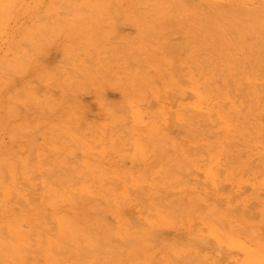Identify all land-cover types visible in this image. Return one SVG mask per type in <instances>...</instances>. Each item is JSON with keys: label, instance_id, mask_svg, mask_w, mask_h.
<instances>
[{"label": "rangeland", "instance_id": "374dc122", "mask_svg": "<svg viewBox=\"0 0 264 264\" xmlns=\"http://www.w3.org/2000/svg\"><path fill=\"white\" fill-rule=\"evenodd\" d=\"M261 2L0 0V264H264Z\"/></svg>", "mask_w": 264, "mask_h": 264}, {"label": "bare ground", "instance_id": "6f19581e", "mask_svg": "<svg viewBox=\"0 0 264 264\" xmlns=\"http://www.w3.org/2000/svg\"><path fill=\"white\" fill-rule=\"evenodd\" d=\"M46 1H47V0H46ZM60 1H61V0H60ZM73 1H74V0H73ZM179 1H180V0H179ZM55 2H57V1H55ZM157 3H158V2H157ZM162 3H163V1H162ZM165 3H166V1H165ZM171 3H172V2H171ZM174 3H175V2H174ZM176 3H177V2H176ZM224 3H225V2H224ZM232 3H233V2H232ZM261 3H264V2H261ZM56 4H57V3H56ZM64 4H65V2H64ZM64 4H63V5H64ZM60 5H61V3L59 4V6H60ZM231 5H232V4H231ZM66 6H67V5H66ZM75 6H76V5H75ZM198 6H199V5H198ZM208 6H209V5H208ZM68 7L71 8L72 6H68ZM160 7H161V6H160ZM162 7H163V6H162ZM181 7H182V6H181ZM199 7H200V6H199ZM201 7H206V6H204V4H203V6H201ZM201 7H200V8H201ZM125 8H126V7H125ZM258 8H261V7H258ZM65 9H66V8H65ZM68 9H69V8H68ZM74 9H75V8H74ZM81 9H82V11H83L84 8H81ZM111 9H112V8H111ZM140 9H141V8H140ZM158 9H159V8H158ZM206 9H208V8L206 7ZM252 9L255 11L256 8H255V9L252 8ZM262 9H264V7H262ZM61 10H62V8H61ZM76 10H77V9H75V11H76ZM109 10H110V9H109ZM129 10H130V9H129ZM137 10H138V9H137ZM141 10H142V9H141ZM203 10H205V8H204ZM203 10H201V11H203ZM225 10H226V9H225ZM253 10H249V9H248V13H249V11H252V13L255 15V13L253 12ZM257 10L260 11V9H257ZM77 11L79 12V11H81V10L78 9ZM125 11H126V10H125ZM160 11H161V10H160ZM163 11H164V10H163ZM232 11H233V10H232ZM44 12H45V11H44ZM203 12H204V11H203ZM256 12H257V11H256ZM31 13H32V12H31ZM198 13H199V12H198ZM205 13H206V11H205ZM250 13H251V12H250ZM250 13H249V14H250ZM135 14H136V13H135ZM220 14H222V13H220ZM224 14L227 15V14H226V11H224ZM28 15H29V14H28ZM32 15H33V14H32ZM61 15H62V13H61ZM203 15H205V14H203ZM207 15H208V14H207ZM213 15H214V14H213ZM215 15H216V14H215ZM235 15H237V14H235ZM50 16H51V18H53V15H50ZM190 16H191V15H190ZM198 16H199V15H198ZM210 16H211V15H210ZM232 16H233V15H232ZM161 17H163V16H161ZM43 18H44V17H43ZM43 18H42V19H43ZM217 18H218V17H217ZM235 18H236V17H235ZM198 19H199V18H198ZM228 19H229V18H228ZM236 19H237V18H236ZM230 20H231V18H230ZM250 20H251V19H249V20H247V21L253 23V22L250 21ZM56 21H57V20H56ZM130 21H131V20H130ZM206 21H207V20H206ZM231 21H232V20H231ZM27 22H28V21H27ZM59 22H60V20H59ZM196 22H197V21H196ZM241 22H243V21H241ZM17 23H18V22H17ZM203 23H204V22H203ZM224 24H225V23H224ZM235 24H236V23H235ZM225 25H227V24H225ZM238 25L240 26L239 23H238ZM238 25H237L236 27H238ZM30 26H31V25H30ZM34 26H35V25H34ZM208 26H209V25H208ZM221 26H222V25H221ZM18 27H19V26H18ZM18 27H17V28H18ZM22 27H23V26H22ZM31 27H32V26H31ZM94 27H95V26H94ZM222 27H223V26H222ZM20 28H21V27H20ZM20 28H19V29H20ZM120 28H121V27H120ZM120 28H119V29H120ZM203 28H205V27H203ZM11 29H12V28H11ZM231 30H232V29H231ZM233 30H235V29L233 28ZM25 31H26V30H25ZM40 31H42V30H40ZM120 31H121V30H120ZM187 31H188V30H187ZM225 31H226V30H225ZM252 31H253V30H252ZM189 32H190V31H189ZM193 32H194V31H193ZM199 32H200V31H199ZM201 32H202V31H201ZM208 32H209V31H208ZM210 32H211V31H210ZM234 32H235V31H234ZM234 32H233V35L236 34V33H234ZM250 32H251V31H250ZM6 33H7V32H6ZM9 33H10V32H9ZM42 33L44 34L43 31H42ZM215 33H216V32H215ZM215 33H214V34H215ZM231 33H232V32H231ZM46 34H48V33H46ZM119 34H120V33H119ZM150 34H151V33H150ZM150 34H149V35H150ZM228 34H229V33H228ZM228 34H226V35H228ZM248 34H249V33H248ZM145 35H146V34H145ZM145 35H144V36H145ZM163 35H164V34H163ZM205 35H206V34H205ZM216 35H217V33H216ZM220 35H222V34H220ZM229 35H230V34H229ZM229 35H228V37H230ZM35 36L37 37L38 35H35ZM116 36H117V34H116ZM127 36H128V35H127ZM146 36H148V35H146ZM168 36H169V35H168ZM235 36H236V35H234L233 39L231 38L232 43H233V40H234V41L237 40ZM250 36H251V34H250ZM7 37H8V36H7ZM45 37H46V36H45ZM50 37H51V36H50ZM97 37H99V36H97ZM117 37H118V36H117ZM1 38L3 39V36H2ZM110 38L112 39L113 37H110ZM118 38H119V37H118ZM201 38H202V36H201ZM219 38H220V37H219ZM234 38H235V39H234ZM241 38H242V37H241ZM38 39H39V38H38ZM111 39H110V40H111ZM146 39H147V37H146ZM167 39H168V38H167ZM221 39H222V38H221ZM22 40H23V38H22ZM112 40H115V39H112ZM116 40H117V38H116ZM171 40H172V39H171ZM202 40H203V39H202ZM251 40H252V39H251ZM0 41H1V40H0ZM8 41H9V40H8ZM8 41H7V42H8ZM11 41H13V40H11ZM39 41L42 42L41 39H39ZM54 41H55V40H54ZM54 41H53V43H54ZM169 41H170V40H169ZM183 41H184V40H183ZM198 41H200V40H198ZM198 41H197V43H199ZM213 41H214V40H213ZM172 42H173V41H172ZM175 42H176V41H175ZM216 42H218V41H216ZM236 42L238 43V41H236ZM12 43H13V42H12ZM20 43H21V42H20ZM115 43H116L115 41H114V42H112V41L110 42V44H115ZM136 43H137V42H136ZM182 43H183V42H182ZM187 43H188V42H187ZM245 43H247V42H245ZM4 44H5V42H4ZM21 44H24V47H27V46H28V45L25 46V43H21ZM73 44H74V43H73ZM101 44H102V43H101ZM116 44H120V42H118V43H116ZM173 44H174V43H173ZM188 44H189V43H188ZM215 44H216V43H215ZM239 44H241V43L239 42ZM242 44H243V43H242ZM6 45H7V44H6ZM134 45H135V43H134ZM183 45H184V44H183ZM198 45H199V44H198ZM14 46H15V45H14ZM29 46H30V45H29ZM72 46H73V45H72ZM99 46H100V45H99ZM116 46H117V45H116ZM119 46H120V45H119ZM173 46H174V45H173ZM212 46H213V45H212ZM4 47H5V46H4ZM30 47H31V46H30ZM45 47H46V46H45ZM52 47H53V46H52ZM52 47H51V48H52ZM108 47H109V46H108ZM121 47H123V46H121ZM165 47H166V46H165ZM165 47H164V48H165ZM229 47H230V46H229ZM247 47H248V45H247ZM247 47H246V48H247ZM19 48H20V47H19ZM19 48H18V49H19ZM82 48H83V47H82ZM119 48H120V47H119ZM243 48H244L245 51L248 52V50H246L244 46H243ZM1 49H2V48H1ZM96 49H97V48H96ZM100 49H102V48H100ZM103 49H104V48H103ZM166 49H167V48H166ZM172 49H173V48H172ZM204 49H205V48H204ZM206 49H207V48H206ZM219 49H220V48H219ZM226 49H227V48H226ZM247 49H248V48H247ZM3 50H5V48H4ZM41 50H42V48H41ZM67 50H69V49H67ZM75 50H77V49H74L73 51L75 52ZM78 50H79V49H78ZM78 50H77V51H78ZM80 50H82V49H80ZM80 50H79V52H80ZM116 50L118 51L117 48H116ZM119 50H120V49H119ZM123 50H124V49H122V51H123ZM209 50H211V49L209 48ZM0 51H1V50H0ZM5 51H6V50H5ZM44 51H45V52H46V51L48 52L49 50H45V49H44ZM92 51H94V49H93ZM189 51H190V50H189ZM221 51L223 52V50H221ZM229 51H230V49L228 50V52H229ZM231 51H235V50L233 49V50H231ZM252 51H253V50H252ZM1 52H2V51H1ZM126 52H127V51H126ZM213 52H214V50H213ZM247 52H244V54L247 53ZM2 53H3V52H2ZM75 53H76V52H75ZM106 53H107V52H106ZM113 53H114V52H112L111 54H113ZM209 53H210V52H209ZM260 53H261V52H260ZM260 53H259V54H260ZM35 54H36V53H35ZM173 54H174V53H173ZM211 54H212V53H211ZM247 54L250 55L249 53H247ZM247 54H246V55H247ZM0 55H1V53H0ZM6 55H7V54H6ZM92 55H93V53H92ZM115 55H116V53H115ZM123 55H124V54H123ZM123 55H122L120 58H123ZM125 55H126V53H125ZM125 55H124V56H125ZM129 55H130V54H129ZM223 55H224V57H226V58H227V56H228V55L225 56V54H223ZM241 55H242V53H241ZM75 56H76V54H75ZM80 56H81V55H80ZM95 56H96V55H94V57H95ZM99 56H100V54H99ZM108 56H109V55H108ZM116 56H117V55H116ZM126 56H127V55H126ZM213 56H214V55H213ZM220 56H221V53H220ZM239 56H240V54H239ZM254 56H256V52H254L253 57H254ZM81 57H83V56H81ZM114 57H115V56H114ZM258 57H261V58H262V59L260 58L261 60H263V58H264V56H263L262 54H260ZM77 58H78V57H77ZM77 58H76V59H77ZM85 58H86V57H84V59H85ZM90 58H92V57H90ZM105 58H106V57H105ZM107 58H108V57H107ZM107 58H106V59H107ZM120 58H117V59H120ZM128 58H129V57H128ZM217 58H218V56H217ZM222 58H223V57H222ZM249 58H250V57H249ZM64 59H65V57H64ZM69 59H70V57H69ZM69 59H68V60H69ZM99 59H101V58H99ZM218 59H219V58H218ZM253 59H254V58H253ZM253 59H252V60H253ZM260 59H259V60H260ZM86 60H87V59H86ZM111 60H112V59H111ZM174 60H175V59H174ZM177 60H179V59L177 58ZM237 60H238V59H236V62H235V63H237ZM259 60H258V61H259ZM261 60H260V61H261ZM32 61H33V60H32ZM32 61L30 62V64L32 63ZM66 61H67V60H66ZM88 61H89V59H88ZM99 61L101 62V60H99ZM113 61L116 62V60H113ZM113 61H112V62H113ZM120 61H121V60H120ZM196 61H197V60H196ZM201 61H202V60H201ZM226 61H227V60H226ZM248 61H249V60H248ZM250 61H251V60H250ZM263 61H264V60H263ZM1 62H3V61H1ZM12 62H13V61H12ZM62 62H63V60H62ZM75 62H77V61L75 60ZM108 62H109V61H108ZM198 62H199V61H198ZM261 62H262V61H261ZM69 63H70V62H69ZM82 63H83V62H82ZM101 63H102V62H101ZM109 63H111V61H110ZM175 63H176V62H175ZM200 63H201V62H200ZM203 63H204V61H203ZM208 63H209V62L204 63V64H207V65L211 66V65L208 64ZM214 63H216V61H214ZM214 63H213V61H212L211 64L213 65ZM231 63H232V62H231ZM239 63H241L240 60H239ZM255 63H256V62H255ZM263 63H264V62H263ZM86 64H87V63H86ZM103 64H104V63H103ZM103 64H102V65H103ZM173 64H174V62H173ZM190 64H191V63H190ZM245 64H246V63H245ZM67 65H70L69 67L72 66L71 63H70V64H67ZM74 65H75V64H74ZM104 65H105V64H104ZM107 65H108V64H107ZM236 65H238V63H237ZM249 65H250V63H249ZM9 66H10V65H9ZM35 66H36V65H35ZM233 66H234V64H233ZM240 66H241V64H240ZM260 66H262V65H260ZM145 67H148V66H145ZM200 67H201V66H200ZM203 67H204V65H203ZM205 67H206V66H205ZM236 67H238V66H236ZM244 67H246V65H245ZM250 67H251V66H250ZM250 67H247V68H250ZM1 68H2L1 70L3 71V69H4L5 67H4V68L1 67ZM11 68H12V67H11ZM57 68H58V66H57ZM61 68H62V67H61ZM90 68H91V67H90ZM93 68H94V67H93ZM180 68H181V67H180ZM206 68H207V67H206ZM209 68H210V67H209ZM230 68H231V67H230ZM239 68H240V67H239ZM251 68H252V67H251ZM253 68H254V67H253ZM12 69H13V68H12ZM14 69H15V68H14ZM67 69H69V68H67ZM71 69H72V68H71ZM141 69H142V68H141ZM143 69H144V68H143ZM192 69H193V68H192ZM212 69H213V68H212ZM216 69H219V70H220L221 68L218 67V68H216ZM216 69H215V70H216ZM245 69H246V68H245ZM255 69H256V68H254V70H255ZM9 70H10V69H9ZM99 70H101V69H99ZM232 70H233V69H232ZM232 70H231V71H232ZM239 70H241V68H240ZM256 70H257V69H256ZM256 70H255V71H256ZM59 71H60V70H59ZM72 71H74V70H72ZM86 71H87V70H86ZM92 71H94V70L92 69ZM101 71H102V70H101ZM109 71H110V70H109ZM211 71H212V70H211ZM248 71H250V70H248ZM257 71H258V70H257ZM27 72H28V71H27ZM82 72H83V70H82ZM94 72H95V71H94ZM103 72H104V71H103ZM106 72H107V71H106ZM162 72H164V71H162ZM219 72H220V71H219ZM236 72H237V71H236ZM262 72H263V71H262ZM12 73H13V72H10L11 75H12ZM74 73H77V72H74ZM186 73H187V72H186ZM201 73H202V72H201ZM260 73H261V72H260ZM4 74H5V73H4ZM8 74H9V71H8ZM10 74H9V75H10ZM232 74H233V73H232ZM235 74H236V73H235ZM240 74H241V73H240ZM247 74L251 75L250 72L247 73ZM13 75H15V74L13 73ZM85 75L87 76V74H85ZM100 75H101V74H100ZM100 75H99V76H100ZM187 75H188V74H187ZM221 75H223V73L220 74V76H221ZM224 75H226V74H225V71H224ZM238 75H239V73H238ZM238 75H236V77H237ZM260 75H261V74H260ZM260 75H259V76H260ZM79 76H80V75H79ZM154 76H155V75H154ZM215 76H217V75L215 74ZM231 76H232V75H231ZM242 76H243V75H242ZM252 76H254L253 73H252ZM256 76H257V75H256ZM259 76H257V77H259ZM0 77H1V76H0ZM38 77H39V76H38ZM81 77H82V76H81ZM188 77H189V76H188ZM227 77H228V76H227ZM260 77H261V76H260ZM4 78H5V77H4ZM77 78H78V77H77ZM221 78H223V76H221ZM224 78H225V77H224ZM241 78H242V77H241ZM243 78H244V76H243ZM113 79H114V78H113ZM80 80H81V79H80ZM82 80H83V79H82ZM114 80H115V79H114ZM166 80H167V79H166ZM215 80H216V81H215ZM217 80H218V79H214L215 83H219V81L217 82ZM225 80H226V79H225ZM227 80H228V78H227ZM239 80H240V79H239ZM228 81H229V80H228ZM28 82H29V81H28ZM94 82H95V81H94ZM154 82H155V81H154ZM242 82H243V81H242ZM2 83H3V82H2ZM76 83H78V82H76ZM86 83H87V81H86ZM207 83H208V82H207ZM87 84H88V83H87ZM90 84H91V83H90ZM92 84H93V83H92ZM125 84H126V83H125ZM180 84H181V83H180ZM210 84H211L210 87L215 86L213 83H210ZM210 84H209V85H210ZM212 84H213V85H212ZM219 84H220V83H219ZM219 84H218V85H219ZM226 84H228V83H226ZM183 85H184V84H183ZM187 85H188V84H187ZM229 85L231 86V83H230V82H229ZM244 85H246V87H247V84H246V83H244ZM260 85L263 86L262 83H261ZM26 86H27V85H26ZM26 86H25V90H26ZM62 86H63V85H62ZM62 86H61V87H62ZM103 86H104V85H103ZM103 86H102V87H103ZM192 86H193V85H192ZM230 86H226V88H227V87H230ZM248 86H249V84H248ZM256 86H257V88H258V87H259V84L256 85ZM256 86H255V87H256ZM119 87H120V86H119ZM187 87H188V86H187ZM219 87H220V86H218V88H219ZM221 87H222V86H221ZM231 87H233V86H231ZM33 88H34V87H33ZM35 88H36V87H35ZM206 88H207V87H206ZM224 88H225V87H223L222 89L224 90ZM263 88H264V86H263ZM20 89H21V88H20ZM199 89H200V88H199ZM242 89H243V88H242ZM6 90H7V89H6ZM21 90H22V89H21ZM69 90H70V89H69ZM84 90H85V89H84ZM128 90H129V89H128ZM200 90H201V89H200ZM231 90H233V88H231ZM231 90L229 91V94H230V92H231V94L234 95V92L231 91ZM22 91H23V90H22ZM74 91H76V90H74ZM215 91H216V90L213 91V89H212V92H213V93H214ZM224 91H225V90H224ZM238 91H239V90H238ZM240 91H242V90H240ZM244 91H245V90H244ZM263 91H264V90H263ZM207 92H210V91H207ZM216 92H217V94L220 93V92H218V91H216ZM216 92H215V93H216ZM225 92H226V91H225ZM225 92H224V93H225ZM260 92H261V91H260ZM224 93H223V94H224ZM262 93H263V92H262ZM22 94H23V93H21L20 97H22ZM66 94H67V92H66ZM74 94H75V93H74ZM125 94H126V93H125ZM220 94H221V93H220ZM223 94H221V96H220V95H219V96L222 97ZM23 95H24V94H23ZM70 95H71V96H70ZM70 95H69V97L67 96L68 99H69L70 97L72 98V94H70ZM224 95H225V94H224ZM55 96H56V95H55ZM124 96H125V95H124ZM191 96H192V95H191ZM219 96H218V97H219ZM235 96H236V95H235ZM235 96H234V97H235ZM250 96H251V95H250ZM65 97H66V96H65ZM194 97H195V96H194ZM220 97H219V98H220ZM236 97H237V96H236ZM238 97H239V96H238ZM192 98H193V97H192ZM261 98H262V97H261ZM8 99H9V98H8ZM189 99H190V98H189ZM193 99H195V98H193ZM207 99H208V98H207ZM238 99H239V98H238ZM49 101H50V100H49ZM69 101H70V102H73V100H71V99H70ZM236 101H237V100H236ZM263 101H264V100H263ZM77 102H79V101H77ZM261 102H262V101H261ZM58 103H59V102H58ZM169 103H170V102H169ZM218 103H219V102H218ZM220 103H221V102H220ZM239 103H240V102H239ZM262 103H263V102H262ZM13 104H14V103H13ZM116 104H119V103H116ZM214 104H216V103H214ZM236 104H237V103H236ZM60 106H61V105H60ZM124 106H126V105H124ZM124 106H123V107H124ZM220 106H221V105H220ZM222 106H223V105H222ZM245 106H246V105H244V107H245ZM115 107H116V106H115ZM118 107H119V106H118ZM126 107H127V106H126ZM131 107H133V106H131ZM66 108H67V107H66ZM121 108H122V107H121ZM124 108H125V107H124ZM213 108H214V107H213ZM223 108H224V107H223ZM44 109H46V108L44 107ZM122 109H123V108H122ZM125 109H126V108H125ZM127 109H128V108H127ZM155 109H156V108H155ZM164 109H165V106H164ZM203 109H205V108H203ZM120 110H121V109H120ZM142 110H143V109H142ZM165 110H166V109H165ZM47 111H48V110H47ZM47 111H46V112H47ZM233 111H234V110H233ZM236 111H237V110H236ZM21 112H22V110L19 109V112H18V113H21ZM55 112H56V111H55ZM55 112H53V114H54ZM164 112H165V111H164ZM172 112H173V111H172ZM187 112H188V111H187ZM124 113L128 114L129 112H124ZM21 114H22V113H21ZM126 114H125V115H126ZM160 114H161V113H160ZM198 114H199V113H198ZM199 115H201V114H199ZM211 115H214V112H213V114L211 113ZM228 115H230V113H228ZM160 117H161V116H160ZM169 117H170V115H169ZM172 117L174 118V115H173ZM172 117H171V118H172ZM186 117H187V116H186ZM195 117H196V116H194V118H195ZM167 118H168V117H167ZM173 118L171 119L172 121H173ZM196 118H197V117H196ZM198 118H199V117H198ZM200 118H201V117H200ZM213 118H215V115L212 116V119H213ZM61 119H62V118H61ZM81 119H82V118H80V121H81ZM86 119H87V118H86ZM233 119H234V118H233ZM238 119H240V118H238ZM78 120H79V119H78ZM84 120H85V119H84ZM166 120H167V119H166ZM187 120H188V119H186V121H187ZM214 120H216V118H215ZM214 120H213V121H214ZM234 120H235V119H234ZM240 120H241V119H240ZM100 121H101V120H100ZM167 121H168V120H167ZM159 122H160V121H159ZM174 122H175V120H174ZM174 122H173V123H174ZM188 122H189V121H188ZM191 122H193V121H191ZM242 122H243V121H242ZM242 122L240 121V123H242ZM126 123H127V122H126ZM222 123H223V122H222ZM238 123H239V122H238ZM240 123L238 124V126H240V128H241ZM169 124H170V123H169ZM189 124H190V123H189ZM243 124H244V123H243ZM95 125H96V123H95ZM171 125H172V124H171ZM173 125H174V124H173ZM179 125H182V124H179ZM185 125H186V124H185ZM199 125H200V124H199ZM78 126H80V125H78ZM123 126H124V125H123ZM123 126H121V127H123ZM142 126H143V125H142ZM162 126H164V125H162ZM190 126H192V125H190ZM203 126H204V125H203ZM206 126H207V125H206ZM208 126H209V124H208ZM41 127H42V126H41ZM87 127H88V126H87ZM76 128H77V127H76ZM166 128H168V126H167ZM191 128H192V127H191ZM240 128H239V129H240ZM253 128H254V127H253ZM142 129H143V128H142ZM183 129H184V127H183ZM196 129H197V128H196ZM201 129H203V128H201ZM22 130H23V129H22ZM33 130H34V129H33ZM146 130H147V129H146ZM164 130H165V129H164ZM192 130H193V129H192ZM39 131H40V130H39ZM82 131H83V130H82ZM230 131H231V129H230ZM233 131H234V130H233ZM235 131H236V130H235ZM258 131H259V130H258ZM97 132H98V131H97ZM200 132H201V131H200ZM236 132H237V131H236ZM29 133H30V132H29ZM115 133H116V132H115ZM23 134H24V133H23ZM45 134H46V133H45ZM125 134H127V133H125ZM139 134H141V133H139ZM197 134H199V133H197ZM21 135H22V134H21ZM128 135H129V134H128ZM249 135H250V134H249ZM253 135H254V134H253ZM31 136H32V135H31ZM31 136H30V137H31ZM44 136H45V135H44ZM129 136H130V135H129ZM240 136H241V135H240ZM263 136H264V135H263ZM263 136H261V137H263ZM15 137H16V134H15ZM17 137H18V136H17ZM21 137H23V136H21ZM26 137H27V136H26ZM28 137H29V135H28ZM32 137H34V136H32ZM127 137H128V136H127ZM184 137H185V136H184ZM242 137H243V136H242ZM247 138H248V137H247ZM16 139H17V138H16ZM185 139H186V137H185ZM258 139H259V138H258ZM260 139H262V138H260ZM220 140H221V139H220ZM160 141H161V140H160ZM255 141H256V139H255ZM21 142H22V141H21ZM117 142H118V141H117ZM155 142H157V141H155ZM90 143H91V142H90ZM157 143L160 144L159 142H157ZM161 143H162V142H161ZM234 143H235V142H234ZM61 144H62V143H61ZM93 144H94V143H93ZM153 144H154V143H153ZM158 144H157V145H158ZM166 144H167V143H166ZM73 145H74V144H73ZM126 145H127V144H126ZM161 145H163V144H161ZM182 145H183V144H182ZM71 146H72V145H71ZM71 146H70V147H71ZM164 146H165V145H164ZM164 146H163V147H164ZM201 146H202V145H201ZM205 146H206V145H205ZM225 146H226V145H225ZM117 147H118V146H117ZM212 147H213V146H212ZM214 147H215V146H214ZM71 148H72V147H71ZM44 149H45V147H44ZM74 149H75V148H74ZM177 149H178V148H177ZM196 149H197V148H196ZM46 150L49 151L48 149H46ZM213 150H214V148H213ZM79 151H80V150H79ZM129 151H130V150H129ZM202 151H203V150H202ZM260 151H261V150H260ZM211 152H212V151H211ZM6 153H7V152H6ZM50 153H52V152H50ZM148 153H149V152H148ZM33 154H34V153H33ZM235 154H236V153H235ZM256 154H257V153H256ZM7 155H8V153H7ZM9 155H10V154H9ZM14 155H15V154H14ZM51 155H52V154H51ZM78 155H79V154H78ZM93 155H94V154H93ZM237 155H238V154H237ZM0 156H1V155H0ZM31 156H32V155H31ZM31 156H30V157H31ZM95 156H96V155H95ZM99 156H100V155H99ZM252 156H253V155H252ZM8 157H9V156H8ZM16 157H17V156H16ZM33 157H34V156H33ZM57 157H58V156H57ZM57 157H56V158H57ZM59 157H60V156H59ZM180 157H181V156H180ZM17 158H18V157H17ZM97 158H99V157H97ZM237 158H238V157H237ZM12 159L14 160V157H12ZM30 159H31V158H30ZM32 159H35V158H32ZM32 159H31V161H32ZM28 160H29V159H28ZM29 161H30V160H29ZM29 161H28V162H29ZM31 161H30V162H31ZM43 161H44V162H47V160L45 161V159L42 160V165L45 164ZM246 161H248V160H246ZM30 162H29V163H30ZM33 162H34V163H33ZM33 162H31V164H32V165L34 164V166H35V163H37V162H36V159H35ZM50 162H51V161H50ZM19 163H21V162H19ZM43 163H44V164H43ZM47 163H48V162H47ZM165 164H166V163H165ZM185 164H186V163H185ZM188 164H189V163H188ZM4 165H5V164H4ZM17 165L20 166L19 164H17ZM27 165H28L29 167H32V168H33L32 165H30V164H27ZM248 165H249V164H248ZM7 166H8V165H7ZM7 166L5 165L6 168H7ZM18 166H17L16 168L19 169ZM44 166H45V165H44ZM44 166H42V167H44ZM54 166H55V165H54ZM119 166H120V165H119ZM175 166H176V165H175ZM240 166H241V165H240ZM251 166H252V164H251ZM251 166L249 165V166H247V167H251ZM21 167H22V166H21ZM183 167H184V166H182L181 169H182ZM222 167H223V166H222ZM237 167H238V166H237ZM241 167H242V166H241ZM6 168H5V169H6ZM25 168H26V167H24V169H25ZM62 168H63V167H62ZM176 168H177V167H176ZM2 169H4V168H2ZM18 169H17V170H18ZM77 169H78V168H77ZM183 170H184V168H183ZM183 170H182V173L184 174L185 172H183ZM5 171H6V170H5ZM174 171H175V169H174ZM174 171H173V172H174ZM219 171H220V170H219ZM247 171H248V169H247ZM6 172H7V171H6ZM18 172H19V170H18ZM18 172H17V173H18ZM29 172H30V171L28 170V172H27L26 174H29ZM49 172H51V171H49ZM49 172H48V173H49ZM53 172H54V171H53ZM53 172H51V173H53ZM170 172H171V169H170ZM194 172H195V171H194ZM248 172H249V171H248ZM7 173H8V172H7ZM7 173H6V174H7ZM31 173H32V174H31V178H30L29 180L34 179V181H35V180H37V181L39 180V181H40L41 178H42V176H43L44 174H46L45 172L42 173V176L40 177V179H38V178H39L38 176H40V175H39V174L37 175V174H36V173H37L36 171L34 172V175H33V172H31ZM135 173H136V172H135ZM171 173H172V172H171ZM175 173H177V171H176ZM190 173H191V172H189V174H190ZM192 173H193V172H192ZM220 173H221V172H220ZM246 173H247V172H246ZM259 173H260V172H259ZM18 174L20 175V173H18ZM160 174H162V173L160 172ZM248 174H249V173H248ZM47 175H48V174H47ZM60 175H61V174H60ZM60 175H59V176H60ZM166 175H169V174L166 173ZM184 175H187V176H188V174H184ZM184 175H183V176H184ZM236 175H237V174H236ZM32 176H33V177H32ZM34 176H35V178H34ZM53 176H54V175H53ZM170 176H171V175H170ZM187 176H184V177H187ZM189 176H190V175H189ZM55 177H56V174H55ZM57 177H58V176H57ZM65 177H66V176H65ZM167 177H169V176H167ZM11 178H13V177H11ZM11 178H10V179H11ZM43 178H44V176H43ZM45 178H46V177H45ZM47 178H48V177H47ZM47 178H46V179H47ZM58 178H59V177H58ZM164 178H166V177H164ZM169 178H170V177H169ZM173 178H174V177H173ZM182 178H183V177H182ZM6 179H8V178L6 177ZM10 179H9V180H10ZM161 179H162V177H161ZM25 180H27V179H25ZM67 180H68V179H67ZM72 180L74 181V179H72ZM127 180H128V179H127ZM17 181H19V180H17ZM27 181H28V180H27ZM34 181L32 180V182H34ZM49 181H50V180H49ZM128 181H129V180H128ZM75 182H76V180H75ZM87 182H88V181H87ZM7 183H8V182H7ZM160 183H161V182H160ZM160 183H159V184H160ZM175 183H177V182H175ZM178 183H179V182H178ZM250 183H251V182H250ZM17 184H18V183H17ZM33 184H34V183H33ZM96 184H97V183H96ZM112 184H114V183H112ZM166 184H167V183H166ZM171 184H172V183H171ZM19 185H20V184H19ZM34 185H35V184H34ZM37 185H39V184H37ZM117 185H118V184H117ZM167 185H169V184H167ZM173 185H175V184H173ZM23 186H25V187H29V186H27V184L25 185V183H23ZM113 186H116V185H113ZM169 186H171V185H169ZM39 187H40V186H39ZM116 187H117V186H116ZM118 187H119V186H118ZM16 188H20V187L17 186ZM16 188H15V190H17ZM22 189H23V188H20L19 191H22ZM60 189H61V188H60ZM143 190H144V189H143ZM153 190H154V189H153ZM32 191L34 192L33 189L30 190V188H29V193L31 192V193L33 194V196L38 195L37 193H35L36 195H34V193H33ZM131 191H132V190H131ZM181 191H182V190H181ZM37 192H38V191H37ZM143 192H144V191H143ZM137 193H138V191H137ZM179 193H180V192H179ZM181 193H182V192H181ZM230 193H231V192H230ZM32 194H31V195H32ZM140 194H141V193H140ZM41 195H42V194H41ZM141 195H142V194H141ZM15 196L17 197V195H15ZM25 196H26V195H25ZM25 196H24V197H25ZM47 197H48V196H47ZM102 197H103V196H102ZM232 197H234V196H232ZM232 197H231V198H232ZM262 197H263V196H262ZM26 198H27V197H26ZM38 198H39V197H38ZM38 198H37V199H38ZM88 198H89V197H88ZM88 198H86V199H88ZM235 198H236V197H235ZM118 199H119V197H118ZM231 200H232V199H231ZM253 200H254V199H253ZM11 201H13V200H10L9 202L11 203ZM23 201H24V200L21 198V199L18 201V203H17V201H16V202H14V204H18V205L21 206V205H22L21 203H23L24 206H25L24 208L26 209V206H27V205H25V201H24V202H23ZM232 201H233V200H232ZM19 202H20V203H19ZM3 203H4V202H3ZM3 203H2V204H3ZM28 203H30V202H28ZM119 204H120V203H119ZM219 204H220V203H219ZM29 205H30V204H29ZM32 205H34V203H33ZM66 205H67V204H66ZM76 205H77V204H76ZM186 205H187V202H186ZM240 205H241V204H240ZM253 205H254V204H253ZM0 206H1V205H0ZM40 206H41V205H40ZM40 206H39V207H40ZM45 206H46V205H45ZM248 206H249V205H248ZM12 207H13V206H12ZM21 207H22V206H21ZM36 207H38V204H37ZM159 207H160V206H159ZM218 207H219V206H218ZM235 207H236V206H235ZM252 207H253V206H252ZM15 208H16V207H15ZM22 208H23V207H22ZM27 208H28V207H27ZM105 208H106V207H105ZM253 208H254V207H253ZM17 209H18V208H17ZM219 209H220V208H219ZM221 209H222V208H221ZM5 210H7V209H5ZM251 210H252V209H251ZM122 211H123V210H122ZM167 211H168V210H167ZM219 211H220V210H219ZM226 211H227V210H226ZM233 211H235V210H233ZM247 211H248V210H247ZM228 212H229V211H228ZM34 213H35V212H34ZM35 214H36V213H35ZM231 214H232V213H231ZM235 214H236V213H235ZM148 216H149V215H148ZM75 217H76V216H75ZM75 217H74V218H75ZM234 217H235V216H234ZM244 217H245V216H244ZM252 217H253V216H252ZM32 218H33V217H32ZM210 218H211V217H210ZM232 218H233V217H232ZM245 218H247V217H245ZM254 218H255V217H254ZM239 219H240V217H239ZM249 219H253V218L250 217ZM215 220H217V218H216ZM236 220H237V219H236ZM247 220H248V219H247ZM254 220H255V219H254ZM254 220H253V221H254ZM1 221H2V220H1ZM237 221H238V220H237ZM237 221H236V222H237ZM240 221H241V220H240ZM250 221H252V220H250ZM10 222H11V221H10ZM215 222H216V221H215ZM19 223H20V222H19ZM65 223H66V222H65ZM217 223L219 224V226H222V227H223L222 222H221V225H220V221L217 220ZM239 223H240V222H239ZM242 223H243V221H242ZM5 224H6V223H5ZM143 224H144V223H143ZM240 224H241V223H240ZM145 225H146V224H145ZM197 225H198V224H197ZM125 226H126V225H125ZM137 226H138V225H137ZM139 226H140V225H139ZM139 226H138V227H139ZM141 226H142V225H141ZM5 227H6V226H5ZM22 227H25V226H22ZM104 227H105V226H104ZM142 227H143V226H142ZM224 227H225V226H224ZM234 227H235V226H234ZM26 228H27V227H26ZM55 228H56V227H55ZM83 229H84V228H83ZM137 229H138V228H137ZM226 229H227V228H226ZM247 229H248V228H247ZM0 230H2V229H0ZM3 230H4V228H3ZM52 230H53V229H52ZM103 230H104V229H103ZM129 230H130V227H129ZM129 230H128V231H129ZM143 230H144V228H143ZM143 230H142V231H143ZM235 230H236V229H235ZM239 230H240V229H239ZM48 231H49V230H48ZM48 231L46 230V231H44V232L47 233V235H48ZM54 231H55V230H54ZM30 232H31V230H30ZM234 232H235V231H234ZM236 232H237V230H236ZM240 232H241V231H240ZM244 232H245V233H248V232H250V231H249V229H248V232H247V231H244ZM33 233H34V232H33ZM49 233H50V231H49ZM87 233H88V232H87ZM137 233H139V232H137ZM2 234H5V237H6L7 239H9V238L7 237L8 235H6L7 233H5V231H4ZM26 234H27V233H26ZM31 234H32V232H31ZM54 234H55V233H54ZM54 234H53V235H54ZM89 234H90V232H89ZM131 234H133V233H131ZM135 234H136V233H135ZM141 234H142V233H140L139 235H141ZM146 234H147V233H146ZM248 234L250 235V237L253 236V235H251V232L248 233ZM10 235H11V234H10ZM10 235H9V236H10ZM12 235H13V234H12ZM12 235H11V236H12ZM35 235H36V234H35ZM43 235H44L43 233L40 234V236H42V238L44 237ZM92 235H93V234H92ZM133 235H134V234H133ZM249 235H248V236H249ZM16 236H18V235H16ZM93 236H94V235H93ZM242 236H243V234H242ZM261 236H262V235H261ZM0 237H1V236H0ZM253 237H254V236H253ZM1 238L6 242L5 238H3V237H1ZM1 238H0V239H1ZM24 238H25V237H23V239H24ZM141 238H142V237H141ZM207 238H208V237H207ZM263 238H264V237H263ZM143 239H145V238H143ZM197 239H198V238H197ZM261 239H262V238H261ZM9 240H10V239H9ZM21 240H22V239H21ZM26 240H27V239H26ZM44 240H45V239L43 238V241H44ZM98 240H99V239H98ZM12 241H13V240H12ZM14 241H16V240H14ZM195 241L198 242V240H195ZM202 241H203V240H202ZM260 241H261V240H260ZM262 241H263V240H262ZM129 242H130L129 244L132 243V241H131L130 239H129ZM136 242H137V241H136ZM139 242H140V241H138V243H139ZM199 242H200V241H199ZM27 243H28V241H27ZM42 243H43L44 246H45V241L42 242ZM42 243H41V244H42ZM59 243H61V242H59ZM95 243H98L97 240L95 241ZM207 243H208V242H207ZM43 244H42V245H43ZM63 244H64V245L68 244L69 247H73V245L71 246L69 243H65V242H63ZM99 244H100V243H99ZM193 244H194V242H193ZM199 244H201V243H199ZM203 244H204V242H203ZM28 245H29V244H28ZM42 245H40V246L42 247ZM131 245H132V247H133L134 243L131 244ZM7 246H8V245H7ZM66 246H67V245H66ZM100 246H101V245H100ZM128 246H129V245H128ZM197 246H198V245H197ZM5 247H6V246H5ZM8 247H10V246H8ZM34 247H35V246H34ZM41 247H40V249H41ZM61 247H63V245H62ZM202 247H203V246H202ZM205 247H206V246H205ZM63 248H64V247H63ZM73 248H74V247H73ZM144 248H146V247H144ZM144 248H143V249H144ZM199 248H200V247H199ZM40 249H39V252L41 251L40 253L43 254V252H42L43 250H40ZM53 249L56 250L55 247H53ZM53 249H52V250H53ZM68 249L70 250L71 248H68ZM85 249H86V248H85ZM100 249H101V247H100ZM127 249H128V248H127ZM130 249H131V248H130ZM137 249H138V248H137ZM197 249H198V248H197ZM8 250H9V251H8ZM10 250H11V247H10V249L7 248L5 251H4V250H3V251L6 252V253H8V252H10ZM80 250H81V249H80ZM82 250L84 251V249H82ZM163 250H164V249H163ZM199 250H200V249H199ZM7 251H8V252H7ZM16 251H17V250H16ZM85 251H86V250H85ZM85 251H84V252H85ZM90 251H91V253H93L92 250H90ZM90 251H86V252L89 253ZM93 251H95V250H93ZM132 251H134V250L132 249ZM20 252H21V251H20ZM20 252H19V253H20ZM30 252H31V251H30ZM30 252H29V253H30ZM66 252L69 253L67 249H66ZM66 252H65V254H67ZM0 253H1V252H0ZM16 253H17V252H16ZM31 253H32V252H31ZM44 253H45V252H44ZM53 253H54L53 255H57V256H59V254H60L61 252H60L59 254H55V252H53ZM165 253H166V252H165ZM200 253H201V252H200ZM33 254H34V253H33ZM61 254H62V253H61ZM61 254H60V256L62 257V255H64V253H63L62 255H61ZM73 254H74V253H73ZM75 254H76V253H75ZM83 254H84V253H83ZM86 254H87V253H86ZM120 254H121V253H120ZM192 254H193V253H192ZM2 255H4V254H2ZM2 255L0 254V259L3 258ZM15 255H16V254H15ZM35 255H36V254H35ZM68 255H69V254H68ZM89 255H90V254H89ZM105 255H107V254H105ZM117 255H118V254H117ZM36 256H37V255H36ZM73 256H74V255H73ZM84 256H85V255H84ZM169 256H170V254H169ZM187 256H188V255H187ZM187 256H185L186 259H189V256L192 257V255H189L188 258H187ZM197 256H198V254H197ZM42 257H43V256H42ZM74 257H76V255H75ZM85 257H86V256H85ZM114 257H115V256H114ZM29 258H30V255H29ZM36 258H37V257H36ZM65 258H66V257H65ZM82 258H84V257H82ZM118 258H119V256H118ZM118 258H117V259H118ZM192 258H193V257H192ZM199 258H200V257H199ZM37 259H38V258H37ZM67 259H68V258H67ZM113 259H114V258H113ZM115 259H116V257H115ZM190 259H191V258H190ZM38 260H39V259H38ZM48 260H50V259H46V261L44 262V264H46ZM99 260H100V259H99ZM195 260H196V259H195ZM199 260H200V261H203V259H202V260L199 259ZM7 261H8V260H7ZM51 261H52V260H51ZM100 261H101V260H100ZM121 261L123 262V260H121ZM176 261H177V260H176ZM176 261H175V262H176ZM187 261H188V260H187ZM191 261H193V260H191ZM8 262H9V261H8ZM8 262H7V263H8ZM113 262H114V261H113ZM159 262H160V261H159ZM198 262H199V261H198ZM24 263H26V264H37V260H36V259H28L27 261H21V262H20V261L18 260V258L16 259V256H15V258H12L11 262H9L8 264H24ZM99 263H100V262H99ZM110 263H112V262H110ZM190 263H191V262H190ZM190 263H189V264H190ZM159 264H160V263H159ZM161 264H162V261H161ZM186 264H187V263H186ZM191 264H196V263L192 262Z\"/></svg>", "mask_w": 264, "mask_h": 264}]
</instances>
